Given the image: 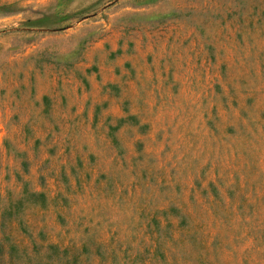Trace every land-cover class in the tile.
Returning a JSON list of instances; mask_svg holds the SVG:
<instances>
[{"label":"rangeland","instance_id":"obj_1","mask_svg":"<svg viewBox=\"0 0 264 264\" xmlns=\"http://www.w3.org/2000/svg\"><path fill=\"white\" fill-rule=\"evenodd\" d=\"M23 187L28 264H162L170 206L203 234L168 264H264V0H0V195Z\"/></svg>","mask_w":264,"mask_h":264},{"label":"trees","instance_id":"obj_2","mask_svg":"<svg viewBox=\"0 0 264 264\" xmlns=\"http://www.w3.org/2000/svg\"><path fill=\"white\" fill-rule=\"evenodd\" d=\"M7 194L3 198L0 195V264H28L30 257L27 255L29 253H27L25 248L21 249V251L18 250V244L12 239L9 229L13 223H16L26 234V237L30 238L31 249H39L40 243L31 239L24 227L21 214L28 206L40 205V207H45L47 198L44 192L29 191L26 187H23L20 194L14 199L11 198L10 193ZM168 214L177 219L175 226L176 228L179 227L180 232H178V238H173L174 236L172 234H168V229L171 227V223L166 219ZM228 214L229 213H216L214 216L220 222L230 221V218L234 217L235 213ZM160 216L164 218V224L161 222L159 223V220H157L155 216H152L150 222L146 224L149 228L152 226L156 228L153 233H150L153 238L151 240L152 246L149 250L151 252L149 260L157 255L160 257L162 264H168L165 260V255H167V253L181 257L185 253L189 254L190 252L198 251L202 247L200 237V234H203L202 231H200V228L203 230L202 224L196 223L189 226L187 219L188 215L179 213L178 209L174 206L168 207ZM187 228L188 230L186 231ZM164 229L165 231L163 232L162 230ZM180 240L185 242L183 246L180 244ZM41 244L51 251V254L56 257L55 259H57L58 264H79L80 255L88 252L86 243L81 244L77 254H70L68 247L61 248L59 251V246L56 244H45L43 241ZM143 248L147 251L148 245H145ZM95 249L98 250L99 246L97 245ZM140 253L141 251H136L134 257H137ZM97 254L100 253L97 252ZM126 258L127 256L124 257V259ZM135 259L136 258H133V260Z\"/></svg>","mask_w":264,"mask_h":264}]
</instances>
